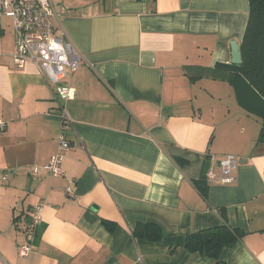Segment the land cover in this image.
Returning a JSON list of instances; mask_svg holds the SVG:
<instances>
[{
  "label": "crops",
  "instance_id": "1",
  "mask_svg": "<svg viewBox=\"0 0 264 264\" xmlns=\"http://www.w3.org/2000/svg\"><path fill=\"white\" fill-rule=\"evenodd\" d=\"M53 2L67 9L56 31L83 57L69 79L74 130L63 176L33 174L56 152L61 118L36 66H15L14 29L0 23V264H216L185 243L221 225L222 209L243 235L220 259L264 264L262 119L248 110L260 98L239 96L228 77L204 69L231 63L250 0ZM220 83L235 110L218 108ZM224 154L238 158L225 182ZM36 207L39 237L22 257ZM148 222L162 238L133 234Z\"/></svg>",
  "mask_w": 264,
  "mask_h": 264
},
{
  "label": "built area",
  "instance_id": "2",
  "mask_svg": "<svg viewBox=\"0 0 264 264\" xmlns=\"http://www.w3.org/2000/svg\"><path fill=\"white\" fill-rule=\"evenodd\" d=\"M66 7H57L53 0H0V17L12 18L15 32V46L12 58L17 68H23L27 63L36 66L45 83L50 87L57 102L61 128L58 134L56 152L43 165H34L33 174L64 175L62 167L65 153L71 147L68 132L74 130L73 119L70 117L67 102L71 98L69 79L80 67L82 54L74 43L66 38L64 32L55 29V20L66 13ZM0 26V34H1ZM7 125L6 120L0 118V130ZM238 165V158L234 154H224L220 160V181H231L232 172ZM210 177L215 175L210 172ZM9 178L6 173L3 179ZM69 196H75L71 185L66 187ZM40 207H36L32 214L31 230L28 241L19 246V254L27 257L33 249L34 228L40 223Z\"/></svg>",
  "mask_w": 264,
  "mask_h": 264
},
{
  "label": "trees",
  "instance_id": "3",
  "mask_svg": "<svg viewBox=\"0 0 264 264\" xmlns=\"http://www.w3.org/2000/svg\"><path fill=\"white\" fill-rule=\"evenodd\" d=\"M240 50L242 63L217 62L213 68L204 67V69L210 76L228 77L239 96L257 94L260 98L258 106L248 110L261 117L262 127L259 139H264V0H250L249 18L240 43ZM209 68H211L210 71L207 70ZM206 172L207 167L204 166L201 178H205ZM202 189L205 191L204 188ZM221 216L223 220L221 225L191 232L187 235L185 243L188 250L217 259L216 264H226L220 259L222 250L232 246L243 235L240 229L229 224L223 209ZM102 222L109 230L115 227V224L108 220L103 219ZM35 228L34 238L37 239L39 229ZM133 234L153 240L163 236L161 228L151 222L137 223Z\"/></svg>",
  "mask_w": 264,
  "mask_h": 264
},
{
  "label": "rangeland",
  "instance_id": "4",
  "mask_svg": "<svg viewBox=\"0 0 264 264\" xmlns=\"http://www.w3.org/2000/svg\"><path fill=\"white\" fill-rule=\"evenodd\" d=\"M0 23L6 29L7 33H11L13 31V24H12V18L11 17H7V16L0 17ZM223 86H224V84L220 83L217 87V101L219 102L218 108H220V109L225 108L227 105L233 106L231 101H233L235 98V94H231L229 92V88L228 87L226 88V86H224V87ZM230 86H232V89L235 93L234 85L230 84ZM233 108H234V110L236 109L235 106H233Z\"/></svg>",
  "mask_w": 264,
  "mask_h": 264
},
{
  "label": "water",
  "instance_id": "5",
  "mask_svg": "<svg viewBox=\"0 0 264 264\" xmlns=\"http://www.w3.org/2000/svg\"><path fill=\"white\" fill-rule=\"evenodd\" d=\"M231 63L233 64H240L242 63V53L240 50V45L238 44L237 41H231Z\"/></svg>",
  "mask_w": 264,
  "mask_h": 264
}]
</instances>
